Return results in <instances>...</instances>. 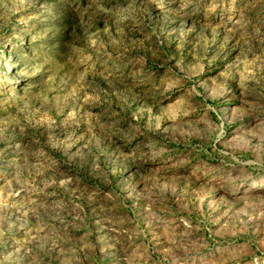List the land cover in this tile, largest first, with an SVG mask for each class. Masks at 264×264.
Wrapping results in <instances>:
<instances>
[{
  "label": "rangeland",
  "instance_id": "rangeland-1",
  "mask_svg": "<svg viewBox=\"0 0 264 264\" xmlns=\"http://www.w3.org/2000/svg\"><path fill=\"white\" fill-rule=\"evenodd\" d=\"M0 264H264V0H0Z\"/></svg>",
  "mask_w": 264,
  "mask_h": 264
}]
</instances>
